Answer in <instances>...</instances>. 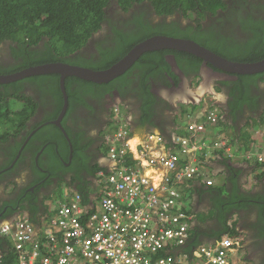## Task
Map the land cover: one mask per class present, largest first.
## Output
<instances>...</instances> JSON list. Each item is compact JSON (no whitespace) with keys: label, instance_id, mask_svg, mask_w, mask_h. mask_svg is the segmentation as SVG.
I'll use <instances>...</instances> for the list:
<instances>
[{"label":"trees","instance_id":"trees-1","mask_svg":"<svg viewBox=\"0 0 264 264\" xmlns=\"http://www.w3.org/2000/svg\"><path fill=\"white\" fill-rule=\"evenodd\" d=\"M109 2L110 0H0V43L10 41L11 54L14 58L11 62L0 60V74H9L32 65L53 61H65L95 69L107 68L125 55L136 43L157 33L194 38L211 50L238 61H256L264 58V19L248 9L249 3L244 6L248 13L247 17L244 16L243 10L236 17L220 14L219 8L228 6L226 0H118L119 5L129 16L122 18L121 27L115 24L112 31H114L115 44L124 42L118 46L117 50L109 40L98 42V51H101V57L97 56L98 52H82L83 46L87 45L92 35L100 29L101 23L103 24L106 20V7ZM150 7L164 15H171L176 11H180L184 15L193 13L197 15L198 24H188L186 28H183L178 19H165V22L156 27L146 25ZM258 8L264 12V2H260ZM207 14L215 15L214 20L201 23ZM226 19L237 20L244 28L252 26L256 33L250 39L239 38V43L231 37L223 35L226 37L227 43V48H225L222 42V44L219 43L217 37L220 29L215 23L218 20ZM248 41L254 44L253 49L241 48L240 44ZM168 53L174 54L180 66L185 70L190 71L194 67L196 74L201 71L203 58L194 54L174 49L147 52L133 66V68L136 66L142 69L139 74L142 91L145 92L149 84L148 81L160 71L167 73L163 76L169 82H171L170 78L174 81L179 80L177 73L167 61ZM198 62H201L199 66ZM141 63L143 65H140ZM129 72L118 78L133 74ZM238 75L237 80L219 82L220 84L229 83L232 87L229 93V115L226 120H220L221 135L230 136L234 147H247L257 138L258 129L264 125V113L257 117L249 114L242 121L244 116L242 105L245 103L248 108L258 111L264 104V89L256 90L260 85L259 79L264 80V71ZM117 79L110 83L98 84L76 76L66 77L69 108L62 124L70 139L55 123H47L57 118L64 105L60 74H37L10 83H0V157L2 159L0 170H5L0 173V176L5 175V172L10 171L16 164V167L19 166V163L24 161L25 151L31 147L34 148L35 155L43 147L42 153L47 151L49 153L47 160L43 156L39 157L41 168H44V162L49 164L47 173H43L35 160L34 169L38 176L60 175L61 163L69 160L71 154L73 157L71 162H74L78 157H84L83 149L87 146L81 142L84 131L80 124H78V129L69 126L68 118L72 116L74 105L84 104L90 107L85 93L94 91L95 86L103 87L112 83L116 84L115 82L119 80ZM246 83L248 84L245 85ZM251 85L258 94L252 90ZM146 101L142 107L146 118L144 122L151 121L149 119L154 114L153 105L156 103L155 100L151 101L148 97H146ZM158 102L164 106L168 103ZM158 102L156 107L160 108ZM42 106H49V109H44L41 113L39 109ZM183 109L186 111L185 108ZM34 116L40 117L41 121L34 123ZM144 122L142 119L141 124H145ZM43 123L45 125H42ZM243 124L250 125L251 130L240 129L239 127ZM36 128L37 131L24 147L21 156L17 158L26 138ZM168 140L170 141L171 138ZM168 145L171 146L173 143L170 141ZM107 151L108 146L106 148L103 145L104 155L107 154ZM16 158L15 165L12 168L9 167ZM99 169H102V165L97 164L90 175L94 177ZM230 179L233 183L232 188L224 185L211 191L212 207L208 213L194 211L198 221L204 219L215 221V232L207 234L211 238H218L227 232L241 234L236 227L237 220L232 226L229 225V220L234 215L240 214L241 210L255 208L258 210L260 218L254 224V234L256 238L264 240V195L245 194L238 188L242 179L237 180L233 176ZM88 184L89 181L86 179L83 184L77 187L85 199H88ZM34 196H36L34 193H29L25 189L17 197L6 201L3 206L0 205V211L5 210L8 206L3 216H9L26 207L35 216L40 210L39 204L31 201L28 202L29 204L27 203V199L29 197L32 199ZM191 233L190 243L180 246L185 251H189L194 245L201 243V236L205 234L199 223L191 227ZM5 246V242L0 237L1 249L5 250Z\"/></svg>","mask_w":264,"mask_h":264},{"label":"clouds","instance_id":"clouds-1","mask_svg":"<svg viewBox=\"0 0 264 264\" xmlns=\"http://www.w3.org/2000/svg\"><path fill=\"white\" fill-rule=\"evenodd\" d=\"M226 1L228 2V0ZM219 9L224 10L226 8H219ZM150 13H153L152 14L153 16L156 17L158 16L163 19H168V20L178 19L181 22L180 26H182L183 28L187 27L188 25L187 22L189 21L195 22V25L198 24V21H196L197 15H194L193 13H187L184 15V13L180 11H176L171 15L170 14L164 15V14H159L155 9L154 10L153 8L151 9V7H150ZM208 15L209 14H207L206 18L201 23L209 21ZM225 15L233 16V13L231 11H228ZM106 16L107 18L103 22V24L101 23L100 29L92 35L87 45L83 46L82 52L87 51L88 53H90V50H92L102 55L101 51L100 50L98 51V45H99L98 42L109 40L111 43L115 45L116 50L118 46L124 42L123 41L119 44H115L114 31L112 30L115 24L121 27L122 18L128 17L129 14L124 9H122V7L118 3V0H110L108 7H106ZM221 24L226 29H230L232 31L236 26L235 21H231L229 19L222 20ZM146 25H151V24L147 21ZM157 34H162V33H157ZM163 35H169V34H163ZM171 36H175V35H171ZM149 37L151 36H148L147 38ZM175 37H184V36H175ZM185 38H191V37H185ZM240 39H246V37L240 36ZM164 49H174V48H162L156 50H164ZM156 50L145 51L139 57V59L145 53ZM174 50L179 51V49H174ZM180 51L188 52L184 50H180ZM125 55H123L117 61L122 59ZM171 55H172L171 59H168L167 56L166 57H167V61L170 62L173 69L175 70L174 67L178 65L179 68L184 70V68H182L178 63V61L176 60L175 55L174 54ZM11 56L12 54L9 55V57ZM13 59L14 58L12 57L10 61H4V62H11ZM204 61L205 60L203 59V62ZM205 62L210 64V66L213 67L214 69L224 71L223 69L216 67L215 65H213L208 61ZM135 63L131 67H129L124 73L120 74L116 78L108 82H103L101 84L110 83L113 80L120 77L121 75L126 74L128 71L133 73L135 69L138 68L141 69V67H136V66L133 68ZM226 73H228L229 76L234 75L230 72H226ZM199 74L200 73L195 74L196 76L192 78L191 81H189V83L187 84L190 85V87L194 83L200 84L198 93L192 94L195 96V100L183 98V95L173 90V92L170 93L172 105L167 106L164 109H162L164 105H160L162 108L156 107L157 110L163 111V113H165L166 115H170L171 117L174 118V124L166 128L167 132L169 130V133L160 129V127L153 121V116L149 119L151 121L144 122V119H146L144 114L143 117L137 121L135 128H133L134 124H132V120H133L134 112L132 110V105L141 96L133 93L130 89L118 84V82L124 77L121 79L118 78L119 80L117 79L118 81L115 82L116 84L113 83L110 84L115 86V92L110 95V108L112 112L111 118L119 113L121 115L120 121H122V123L118 126L119 127L118 132L111 129V125L106 124L107 121L103 123L102 135L104 136V145L106 146V148L108 146V151L107 154H105V157H103L104 164L102 165V169H99L97 171V173L94 176V179H90L91 184H88L87 195L90 196L89 189L91 191L95 187L98 189L100 188L99 182L97 180L98 172L101 170H108L111 167L113 162V160L110 157L111 147L117 146L118 148H124L127 150L125 155V158H127V163H126L127 165L138 166L144 174L151 176L150 177L151 182L159 183L163 181L161 186L162 190H164L165 187L171 186L181 192L182 199L180 200V204L174 205L175 207L173 208V211L174 213H177L176 215L179 216V220H180L179 225H184L186 227L187 235L184 238V242H186L187 244L190 243L192 238L191 227L197 223H199V226H201V228L205 232V234L201 236L202 242L197 245H194L189 251H185L183 247H178L177 244L159 248L158 250L161 251L162 253L161 255H157L156 253L153 252V250L147 251L146 253L148 258V264H158L157 261H161L163 263L168 258H172L174 264H192L193 262L197 264H202L204 262H208L213 256L217 255L220 249L227 250L228 264H257L256 262H258L259 264V262L261 261L263 263L264 259L260 254H256V255L251 254L249 238L254 234V224H252V222L255 221H251V222L246 221L248 219L255 217L257 220H259L260 215L257 209L251 208V209L241 210L240 214L234 215L229 220L230 226H232L233 223L237 220L236 227L238 231L241 232V234H231L227 232L218 238H211L207 235L209 234L210 225L213 226L212 232L210 233H214L216 230V224L214 220L204 219L203 221L201 220L198 221V218L194 216V211L196 210H194L192 206L195 202V194L198 193L203 187H208L204 189L209 190L210 193L213 189L224 185H227V187L232 188L233 183L230 181L231 180L230 177L233 176L236 178V176L239 175L237 173L238 166L244 164L247 165L254 164L257 171L263 174V177L259 178L258 181H264V137H263L264 131L262 132L260 131V129H258L259 134L257 138H255L252 144H250L249 146L234 147L232 145L230 136L221 135L222 127L220 124V120L222 119L226 120L225 117L229 115V111H227V104H226L227 96L220 88L214 89L212 85H208L204 80V76L202 77ZM126 76L128 75H125V77ZM235 77L239 78V75L236 74ZM150 80L148 81L149 84L145 89V94L149 100L156 101L155 97L151 92ZM210 89H213L215 92H208ZM158 91H163V93L166 94V91L168 90L159 86ZM193 91L194 90L191 89V92ZM185 92L188 91L186 90ZM191 92L188 93L191 94ZM162 101L164 102V104L167 102L165 100ZM195 105H199V106L195 108L194 107ZM90 107H92L91 104ZM183 108H185L186 111H183L184 110ZM44 109H49V106H42L39 109V111L42 113ZM263 113L264 111L260 115H262ZM210 114H213L215 116V120L209 118ZM219 115H221L220 117L222 118L217 120V117H219ZM129 117H130V121L128 123H125L124 121ZM142 119L145 124H141ZM150 123H153L152 129H151V125L147 126ZM189 123H193V124L189 125ZM42 125H45V123H43ZM263 126L264 125H262V127ZM239 128L242 130L244 129L248 131L251 130L250 125H245V124H243ZM33 131L36 132L37 128L34 129ZM33 131L26 138L24 142L25 145L23 144L24 147L26 146L32 135L35 133V132L33 133ZM136 138H139V141L136 144H134L133 140ZM169 138H171L170 141L173 143V145L171 146L168 145V143L170 142L168 140ZM43 149H41L35 155L36 160H39V157L41 156ZM164 150L168 154V160H173L174 166H170L168 164L165 166L163 163L158 162L155 166H153V171H150V166L148 165V162L150 161V157L155 156L157 151L164 152ZM16 159L14 160V162L10 164L9 167L12 168L13 165H15ZM210 162L211 164H209ZM215 164H219L223 166L224 170L215 172L214 171ZM38 166L40 167V164ZM192 169H194V171H192ZM11 170H13V168ZM11 170L8 172L6 171L5 175L0 176V192H4L5 194L4 197L14 196L18 188H23L24 190L25 188L32 187V184L28 182H22L21 178L20 181L18 177L17 180H11L9 178L11 176ZM4 171H5L4 169L0 170V173H3ZM189 172H191V175H189ZM179 173H184V175L179 177ZM217 175L222 176V179L220 181L217 180ZM50 176L52 175L48 174V177ZM249 183L250 182L243 184L241 186L240 184H238V188H240L241 192L245 194L264 195V188L259 192H254L253 188H247V185H249ZM59 188H62L60 189V191H62V195L64 194L66 195L58 207L57 216L60 217L61 207L64 204H68L73 197L71 196L70 190H67V188L74 190V187L61 184ZM76 193H80L83 201L86 203L87 199H85V197L79 191L78 188L77 191H75L74 195ZM7 194L10 195L7 196ZM28 202L29 199H27V203ZM209 210L204 212L203 211L202 212L197 211V212L208 213ZM23 211H24L23 209H20L19 211L15 212L12 215L3 216V214L6 212L4 211V213L0 217V237L5 242L6 245L5 250L10 252L11 254V255L8 254L3 255V251L5 250L0 248V264H12L15 262H17V264H20L21 261L20 252L13 249V240L11 238L6 237L2 232V228L5 224L14 225L19 218L23 217L28 219L29 222L32 223L33 225L34 233L32 239L34 237V234L36 233V226L34 221L29 216H26ZM201 223H203V225ZM250 231H252L253 233L252 235H250ZM32 239L30 241H32ZM225 241L227 242V244L223 245V242ZM40 244L43 246V243ZM203 248H207V250H210L212 252V255H208L206 252H203L202 251ZM197 255L200 256L197 257L196 260H194ZM189 257L190 258L194 257V259L185 261ZM98 264H106V263L104 261H98Z\"/></svg>","mask_w":264,"mask_h":264},{"label":"built area","instance_id":"built-area-1","mask_svg":"<svg viewBox=\"0 0 264 264\" xmlns=\"http://www.w3.org/2000/svg\"><path fill=\"white\" fill-rule=\"evenodd\" d=\"M209 118L215 120L213 114ZM126 152L124 148L111 147V167L97 174L100 200L93 212L87 214L80 193L61 207L62 239L52 246V251L61 252L59 259L53 258L40 243L34 244L33 251L24 252L34 233L28 219L22 217L14 225L3 226L2 232L13 240V249L21 254L20 264H98V261L148 264L144 251L184 242L186 227L179 225V216L173 211L174 205L180 204L181 192L171 186L162 190L163 181L151 182V176L144 174L138 166L127 165ZM161 152L150 157V169L158 162L174 166L165 150ZM183 175L179 173V177ZM131 234L139 239L128 241ZM113 248H122L125 253L113 254ZM202 251L212 255L207 248ZM162 264H174V261L168 258ZM202 264H228L227 250L220 249L217 255Z\"/></svg>","mask_w":264,"mask_h":264},{"label":"flooded vegetation","instance_id":"flooded-vegetation-1","mask_svg":"<svg viewBox=\"0 0 264 264\" xmlns=\"http://www.w3.org/2000/svg\"><path fill=\"white\" fill-rule=\"evenodd\" d=\"M260 2H264V0H228V8L224 10H219L218 12L220 14L225 15L228 11H231L233 13V16H237L241 13V11H244V16H248V13L245 11L244 6L247 5L249 10H252L254 14H257L259 16H262L264 19V12L262 9L258 8V4ZM153 13H150L148 16V22L153 26H159L161 23L165 22L166 20L160 17H156L152 15ZM241 16V15H240ZM215 18V15H208L209 21H213ZM222 20L216 21V26L220 29V33L218 35V41L220 44H222L225 48H227L226 43V37L229 36L231 39L237 41L239 43L240 36H245L248 39H250L255 33V29H252V26L249 27H243L241 24L236 20L234 27V30L226 29L222 24ZM188 24L195 25V22L189 21ZM205 23V22H204ZM0 43V47L2 45L7 46L8 43ZM222 42V43H221ZM241 43V42H240ZM253 43H250V41L246 43H241V48H246L249 50L250 48H253ZM91 52H95L90 50ZM10 52V50H9ZM98 57L101 56V54H97ZM168 59H171L172 55H167ZM11 57H6L0 54V60L3 61H10ZM201 62H198L197 65L199 66ZM140 65H143L142 63ZM175 72L177 73L179 80L174 81V79L170 78L171 82L167 81L166 78L163 76V74H166L164 71H160L156 73L154 76L151 77L150 83H151V92L153 96L156 99V103L153 108V121L160 127L161 130H164L167 132L166 128L174 124V118L170 115H166L163 113V111L156 109V104L158 101L165 100L167 101V105L163 107L166 108L167 106L172 105V100L170 98V93L174 91L180 93L183 95V98L187 99H194L195 96L185 92L186 91V84L191 81L192 78H194L196 75L195 68L193 67L192 70H182L181 68L177 66L174 67ZM201 71L199 72L202 77L204 76V80L208 85H212L214 89L220 88L225 95L227 96L226 104H227V111H228V104H229V93L231 91V84L225 83L220 84V81H227L231 82L233 80H237L236 77L229 76L228 73L214 69L210 66L207 62L201 63ZM140 72L141 69H135L133 71L132 75H128L121 79L118 84L121 86H124L128 89H130L133 93L138 94L139 97L138 100L132 105V110L134 112L133 114V120L132 124H134L133 128H135L136 123L138 120H140L143 117V104H145L146 101V94L142 91V85H140ZM161 77V78H159ZM260 85L256 90L264 89V80L259 79ZM246 83L245 85H247ZM78 86H80L78 84ZM161 86L164 89H167L166 94L163 93V91H158V87ZM252 90L256 92L254 87L251 85ZM140 89V90H138ZM236 89V88H235ZM234 89V90H235ZM115 92V86L114 85H107V86H95L94 91H90L88 93H85L86 99L88 102L92 105V107H87L84 104H78L74 105L72 116L68 118L67 124L73 129H78V124H80L81 129L84 131L81 142L83 144H87V146L84 147V157L76 159L74 162H71L72 158L69 160L64 161V163H61V168L59 169L60 175L58 176H50V177H44L42 175L37 176L36 171L34 169V163L36 160L35 153H33L34 148H30L27 151H25V157L24 161L19 163V167L21 170L22 175H18L17 171L19 170L16 165L15 169L11 170V176L9 177L11 180H17V177L21 176L23 177V173H25L26 181L30 184H32V187L25 188L29 191V193H34L36 196H34L32 199L30 197L28 198L29 201H32L36 203L37 197L42 196H52L53 194L57 193L59 189V186L61 184L69 185L74 188H77L79 185L83 184L84 181L87 179L90 184V179H94L90 175L91 171L95 168L97 164L100 166L104 164L103 157H105L104 152H102V147L104 145V136L102 135V128L103 123L108 121L111 116V108H110V95ZM208 92H215L213 89H210ZM257 93V92H256ZM258 94V93H257ZM221 104V103H220ZM219 104V105H220ZM158 105H161V103H158ZM242 109L244 111V116L242 118V121H244V118L248 116L249 114H253L254 117L259 116L264 111V104L261 105V108L257 111L255 109L248 108V106L243 103ZM222 118V117H221ZM227 116L225 117V119ZM41 121L40 117L34 116L33 122H39ZM75 121H78L77 123ZM151 125V129L153 127V123L148 124L147 126ZM169 133V130L168 132ZM48 151L45 153H42L41 156L45 160H47L48 157ZM40 160V158H39ZM39 160H36V163L39 165ZM0 163H2V159L0 158ZM44 168H41L43 170V173H47L49 170V164L47 162H44ZM39 177V178H38ZM49 180V181H48ZM17 187V185H16ZM24 189V190H25ZM23 191V188H18V190L15 192L14 196L4 197V192H0V205H4L5 201L11 200L13 197H17V195ZM10 194H7V196ZM8 206L5 208V210L0 211V217L4 213V211H7ZM247 222L251 221H257L256 217L246 220ZM255 222H252V224H255ZM212 225L209 226V232H212ZM249 232V231H248ZM252 231H250V235H252ZM249 243L251 247V254H260L262 258L264 259V241L262 239L256 238L255 234L249 238ZM258 264V262H256ZM259 264H262V261L259 262Z\"/></svg>","mask_w":264,"mask_h":264},{"label":"water","instance_id":"water-1","mask_svg":"<svg viewBox=\"0 0 264 264\" xmlns=\"http://www.w3.org/2000/svg\"><path fill=\"white\" fill-rule=\"evenodd\" d=\"M162 48H174L191 52L203 58L205 61L212 63L216 67L234 74V77L236 76V74H250L264 71V58L256 61L233 60L211 50L210 48L204 46L203 44L192 38L157 34L136 44L122 59L105 70L92 71L91 68L87 66L71 64L65 61H53L29 66L27 68L9 74H0V83H10L37 74H60V85L64 96V105L59 116L47 123H55L63 130L66 137L70 139L62 125V120L69 108V94L67 92L65 84L66 77L77 76L97 83L108 82L124 73L139 59V57L145 51ZM34 132L35 131H33V133ZM23 147L20 149L17 158H19V156L21 155ZM70 156L72 157V154Z\"/></svg>","mask_w":264,"mask_h":264},{"label":"crops","instance_id":"crops-1","mask_svg":"<svg viewBox=\"0 0 264 264\" xmlns=\"http://www.w3.org/2000/svg\"><path fill=\"white\" fill-rule=\"evenodd\" d=\"M136 141H138L137 138H136ZM209 164H211V162ZM18 169H19L17 171L18 175H22L21 173L22 169L20 168ZM220 170H224V167L219 164H215L214 171L218 172ZM257 172L258 171L254 164H251V165L244 164V165L238 166L237 173L239 175L236 176V178L238 180H241V179L246 180L245 182L240 183V186L250 182L249 185H247V188H253L254 192H259L263 190L264 181H258L259 177L257 176L251 179L249 178V176L255 175ZM25 175L26 174L23 173V177L21 176L22 182H27L26 181L27 178H25ZM262 177L263 176H261L260 178ZM18 179L20 181L19 176H18ZM221 179H222V176L217 175V180L220 181ZM204 188H208V187H203L201 190H203ZM67 190H70L71 196H74V193L75 191H77V188H74V190L67 188ZM200 191L195 194V202L192 207L194 210L198 212H202V210L208 211L212 207L211 206V196L212 195L210 191L207 189H204L201 192ZM89 194L90 196H88V199L86 200V203H85V210L87 214L95 210L100 200L98 188H93L91 191L89 189ZM65 196H66L65 194L62 195V191H60L59 189L57 193L53 194L50 197L48 196H42L41 198L38 197L36 199V203L39 204L40 210L37 212L35 216L32 214V212L26 209V207L23 208L24 214L26 216H29L34 221L35 226H36V233L34 234L32 241L28 244V249L30 251H33L34 244L36 242H40V243H43L44 246H46V248L50 251L49 254L53 258L59 259L61 257V252L52 251L53 250L52 246L58 245L62 239L63 232L61 231V227L59 226L60 217L57 216V214H58L59 204L65 198ZM201 224L203 225V223ZM56 235L58 236V239L56 238ZM4 254L11 255L10 252H8L7 250L3 251V255Z\"/></svg>","mask_w":264,"mask_h":264},{"label":"bare ground","instance_id":"bare-ground-1","mask_svg":"<svg viewBox=\"0 0 264 264\" xmlns=\"http://www.w3.org/2000/svg\"><path fill=\"white\" fill-rule=\"evenodd\" d=\"M153 26V25H152ZM97 53V52H96ZM71 64H73V63H71ZM76 65H78V64H76ZM81 66H83V65H81ZM87 67H90V66H87ZM91 68V70L92 71H96V70H105V69H108L109 67H107V68H103V69H95V68H92V67H90ZM77 77V76H76ZM95 83H97V82H95ZM103 83V82H102ZM98 84H101V83H98ZM221 115H219V117H217V120H219V119H221V117H220ZM120 118H121V115L118 113L116 116H114V117H112L110 120H108L107 122H106V124H110L111 125V129H113V130H115L116 132H118L119 131V125L122 123V121H120ZM130 121V117L129 118H127L124 122L125 123H128ZM193 123H189V125H192ZM137 140L139 141V138H137ZM138 141H136V139H134L133 140V143L134 144H136ZM150 171H153V169L151 168L150 169ZM258 175H260V176H258ZM255 176H257V177H261V176H263V174L261 173V172H257L255 175H251V176H249V178L251 179V178H254ZM246 180L245 179H242V182H245ZM96 188V187H95ZM203 212H204V210H202ZM191 213V212H190ZM194 216H196V214L194 213ZM139 236H135L134 234H131L130 235V238H129V240L128 241H133V240H136V239H139L138 238ZM36 243H38V242H36ZM184 244H186V242H184V243H182V244H179L178 245V247H180V246H183ZM137 249L135 248V251H136ZM134 251V252H135ZM24 252H26V253H28V252H30V250L29 249H25L24 250ZM134 252H133V254H134ZM145 253H143V254H146V251H144ZM153 252L154 253H156L157 255H161L162 253H161V251L160 250H158V249H154L153 250ZM112 253L113 254H121V253H125L124 252V250L121 248V249H116V248H113L112 249ZM200 255H197L196 257H195V259H194V257H192V258H187L185 261H188V260H192V259H194V260H196L197 259V257H199ZM157 263L158 264H162V262L161 261H157ZM12 264H17V262H15V263H12ZM192 264H197V263H195V262H193Z\"/></svg>","mask_w":264,"mask_h":264},{"label":"rangeland","instance_id":"rangeland-1","mask_svg":"<svg viewBox=\"0 0 264 264\" xmlns=\"http://www.w3.org/2000/svg\"><path fill=\"white\" fill-rule=\"evenodd\" d=\"M10 43H8V45L7 46H4V45H2L1 47H0V54L1 55H3V56H6V57H9V55H11V47H10V45H9ZM1 45V44H0ZM9 50H10V52H9ZM2 60V59H1ZM199 87H200V84L199 83H194L191 87H190V85H187L186 84V90L188 91V92H191V89L192 90H194L193 92H191V94H197L198 93V91H199ZM169 112V111H168ZM264 126L262 127V128H260V131H264ZM263 137H264V133H263Z\"/></svg>","mask_w":264,"mask_h":264}]
</instances>
